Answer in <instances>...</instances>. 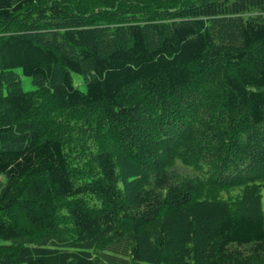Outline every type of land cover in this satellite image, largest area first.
I'll return each mask as SVG.
<instances>
[{
	"label": "trees",
	"instance_id": "16d2710c",
	"mask_svg": "<svg viewBox=\"0 0 264 264\" xmlns=\"http://www.w3.org/2000/svg\"><path fill=\"white\" fill-rule=\"evenodd\" d=\"M0 175V264H264V0H0Z\"/></svg>",
	"mask_w": 264,
	"mask_h": 264
},
{
	"label": "rangeland",
	"instance_id": "374dc122",
	"mask_svg": "<svg viewBox=\"0 0 264 264\" xmlns=\"http://www.w3.org/2000/svg\"><path fill=\"white\" fill-rule=\"evenodd\" d=\"M23 85L25 87H30L31 86V80H30L29 77L23 78ZM0 178L2 179V175H0ZM261 205H262V210H263V213H264V195L262 196V199H261Z\"/></svg>",
	"mask_w": 264,
	"mask_h": 264
}]
</instances>
